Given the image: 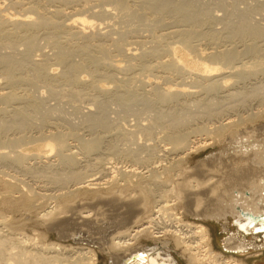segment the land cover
<instances>
[{
	"label": "bare ground",
	"instance_id": "1",
	"mask_svg": "<svg viewBox=\"0 0 264 264\" xmlns=\"http://www.w3.org/2000/svg\"><path fill=\"white\" fill-rule=\"evenodd\" d=\"M48 1L55 0H14L12 2L14 3L13 6H15L18 10H15V13L12 14V17H10V13H8V17H5L2 14V10L0 8V100L2 101V104L4 102L5 105L0 107V140H3L0 141V145L3 144V146L0 147V149L2 148V151L0 150V160L4 163L7 162L9 164H14L16 167L13 166V169H19L26 174L32 175L33 177H35V179L38 178L40 183L36 187H32L30 186V184L27 185L25 183L26 181L24 182L23 180L19 179L15 174H11L8 171H5V169L4 171L0 170L1 173L3 172V174L0 176V187L4 189V195H2V197L0 198V203L3 205V207L9 210H23L27 212L32 211L33 209L38 210V208H42V210L38 213V216L44 222L45 226L43 228L46 227V230L50 232H57L60 239L72 238L78 234L83 235V233L81 232V226L87 227V241L97 243L102 247L106 245L107 248L113 253L114 260L112 264H177V262H175L170 254L172 242L171 240H173L177 246L183 248L184 251L188 253V261L191 264H244L240 260V258L242 259V257H246L249 255H262L264 253V140L262 139V141L257 139L254 130L248 128L247 123L254 121V119L257 117L260 118L264 116V107L260 108L258 106L259 108L256 107L257 111L252 113L250 112V110L255 111L252 110L253 108H249V112H246L245 109V114H249L241 115L240 111L238 113L237 105H233L235 104L234 102L236 100H238L239 103H237L240 106L247 104L248 102L245 103V100L248 97L251 98L252 96L255 97L259 95L257 97L264 98V92H262L264 91V82H262L263 84L261 85L260 82L257 81V84L259 83L260 86H256L255 84L256 87L252 88L250 92H246L245 89L242 91L233 90L232 84H236V81H238L237 79H235L236 81H234V83L230 84L232 86L231 90L229 87H227L226 84V73H229L228 75L232 76V74L234 73L233 71H238L239 73L240 71H242L240 69L237 70L238 67H236V65L234 66L235 61L239 59V57H241L242 53H244V55H246L247 53L249 55L248 58H250L249 60L252 59L254 62H256V64L259 63V66L262 65L261 63L264 64V61H256V59L264 58L262 55V58L260 57V55H256L260 54L258 52L261 50V46L258 45L259 41L260 39L264 38V25H260L254 19L255 17H257L255 16V13L259 8L257 9L256 6L251 5V3L249 2L250 0H215L218 1L216 2V5H219L226 11L225 16H222L226 18L219 19L221 20L223 29L225 30L224 31L220 27L223 30L221 32L217 30L219 28L218 25L217 29L213 28L212 30L208 31L202 30L203 26L213 24L212 21H216L218 20V18L216 17L217 15L212 13L213 11L210 10L211 7L209 6V8L205 4L200 3V0H177L176 2L175 0H133V3H128L125 0H108L109 4L111 3V6L113 5V10H115L113 13L119 15L120 18H123L121 16H124V18L126 17V19H128L129 21L130 18L138 19V15H141L142 17L145 16L146 19L142 18V20H145H143L144 23L140 18L138 19V23L137 21H135L139 25L143 24V28H145V25L148 26V28L149 26L156 27L155 29H157V27L159 26L161 28L164 26L167 27V24H172L170 21H173V23H175L176 21L180 26H182V28H174L175 30L171 31L169 30L170 32L168 33H162L161 30V32L156 31L157 34L161 33L158 34V38H155L157 34L153 35L154 32L153 34H149L151 36H155V39H159V35L162 38L167 35L168 38L171 35L173 37L174 35L179 37V41H176L177 43H180L181 47H172L174 43H170L173 44L171 46L172 50L170 49V53L167 52L169 54L166 55L167 58H165V60L161 61V59L159 58V56L161 57V55L159 53L166 51V44H164L165 51H162V49L160 48L161 46L159 47L158 45H156L157 41L154 38L151 39H154L156 41V43H154L156 46L154 44L153 45L155 47L158 46V51L161 50L162 52H158L157 48L154 49L155 47H149L150 50L149 48H145L148 50H144V48H142L144 51H139V53L132 50L133 52H130L125 56L127 57L126 60L128 61V65L125 66L129 69L133 65L137 66V68L140 67V71H144L143 69H146L150 72L152 69L154 70V68H160L158 70L161 71L162 69L163 73L161 75V78H164L166 82H171L169 80L167 81V78H170L172 76L182 79V81L180 82V79L176 81L177 83L174 82V87L169 86L162 91H157L156 88H153L151 90L148 89L151 92V95H149L153 98L155 97L157 101L153 100L151 97L150 100H153V102L159 101V103L166 105L172 103V106H168L170 109L168 108L169 110L165 111L161 109L162 106H160V104V108H158V104L156 103L157 109L155 107L153 108L155 109V111L152 110L154 111V115L150 116L149 123L146 125L137 124V131H135V129H125V131L123 130L124 128L122 129V126L121 128L119 127L120 125H122V123L119 122L121 123L120 125L118 123V127L115 131L116 138L124 140L129 144L133 143L132 146L135 147L132 148H119L118 145L114 143L115 139L113 142L112 140H107L108 144L105 145L102 143L103 138L99 137L100 134H98L97 137H92L90 140L87 139V141L86 139L79 137L78 142H80V138L82 139L81 141L84 142L80 143V146L77 147L78 150L75 151L74 147H76V145H72L71 142L69 143L67 138L74 136L78 137L75 135L76 133H74V135L72 136L73 131H62L56 125H50L51 129L49 128L50 130H47V134H42L44 133L42 132L39 133V135L37 134V138H35L37 141H46L43 146L47 148V151L44 150L43 154H41V152L27 154L23 153L24 151H22L21 149V151L18 152L16 148H14V150L11 148H13V146L17 142L19 143V141H21L20 144L24 142H22V140H24V137L26 136L24 133L29 128H31L32 124L35 122L33 119L34 117L30 115V111L40 112L42 108L41 106L43 105L41 104V102H43L46 98L42 101L40 100V102L38 100L36 101V96L35 100L32 98V96H34L31 94L32 92L34 94V91H32L33 89L31 90L32 92H29L30 90L26 91V89H28L29 87L28 85V87H23L25 88V90L22 88V86H24L25 84H29L32 87V84L34 82H31V84L29 83L30 81H35V83L36 81L37 83L38 81L44 82V84H49L50 92L53 94L54 85H56V88L59 81V84L61 83V81H64L62 82V84H66V82L68 83L69 88L66 91L70 89V93L62 90L63 93L65 92L66 94H69L67 96H71L70 94L74 91V93H78V95L80 96L82 95V92L85 91L84 89L88 87L86 86V88L83 89L84 91L80 89L85 87L84 84L86 85V83H88L85 82L86 80H84L82 77H79L80 75H77L78 72L82 71V69H87V74L89 73L88 75L91 74V76H104L103 78H101L102 80L105 79L106 82L108 78L109 80L111 79L110 81L112 82L115 80L116 70H126V68H121L120 64L118 65V63H115V61L108 60L109 57L105 56L108 52L109 46H105L103 43L105 42V40L102 42V39L104 36H106V34L108 35V33H101L102 30L100 32V28L99 30L97 29V31L93 30L95 28H98L97 25H99L95 22V20L100 21L99 19H102L105 16L106 18L109 16V18H111L112 13L109 12L110 9H108V6L107 9H103L102 7V10L100 9V11H97V13L93 8L95 6H99L97 5L99 2L94 5L93 8H91V0H80V3L77 2L79 0H63L67 2L75 1L79 6V8H76L78 6H76L77 4H75L74 2L75 6L73 7V10L71 9L72 11H66L64 7H57L58 5L53 6L54 8H52V4L50 5V2L48 3ZM63 1H61V3ZM260 1L261 0H259V2ZM105 2H103V4H105ZM262 2L263 1H261L259 5H262ZM12 3L10 4V6L12 5ZM47 3L51 6L52 9L48 8ZM239 3H242L243 5H245V7H240ZM104 8H106V6ZM91 9H93L94 11ZM3 10L5 9L3 8ZM253 14L255 16L254 18ZM60 16L61 18L59 21L58 17ZM63 16L67 17L69 22L61 24V19ZM96 16H98L99 19H97ZM67 18L64 19L67 20ZM65 20L63 21L65 22ZM118 20L122 22L121 19ZM130 22H132V20ZM125 23L128 24V22ZM137 24L135 26H137ZM183 26L186 27L183 28ZM47 29L48 31H50L47 32ZM116 29L117 28H115V30ZM131 29L134 28L131 27ZM44 30L46 33H44ZM112 31L110 32L109 30L110 33H112ZM125 32V30H122L120 32L121 36L118 35L119 32L118 34L116 32L118 36L114 37V42H112L113 38L110 37L112 39L111 43H115L118 45V43H116V38L120 37V39L123 40L124 38L122 37ZM113 33L115 34L114 31ZM98 35H101V37L103 36L102 39H98ZM126 35H128L127 32ZM196 35H204V37L207 38L205 40H208L209 44H215L216 46L218 43L217 40L222 36L226 37L225 39H227L228 41H232L233 38H238L241 39V42H244H242L243 48L240 49L241 51L237 50L239 48L235 49V46L233 48L224 49L222 47L221 49H219V46H217L219 48H217L216 46H213L212 48H203L202 44H193L192 40H194L193 38H197ZM40 37H44V40H46L48 44L53 43V47H56H54L56 49L54 53L51 54L55 59V64L62 67V70L58 71V73L50 70V68L48 69V66L46 67L45 61L47 60H45L44 56L42 57L44 59L41 58L42 62L44 60L43 63H41V61L37 62L35 60L38 64H34L35 67L33 66L34 68H32L33 72H29L32 71L30 69L31 67L27 66H30V64H24V62H28L24 58H28L34 49L40 47V45H38V40ZM108 37L107 39H104L108 40ZM58 38H60L62 41H59L60 39ZM110 38L109 40H111ZM165 39L166 37L162 40ZM173 39L177 38H172V40ZM201 39H195L196 42L194 41V43H197L198 40L201 42ZM141 41L138 42L140 43ZM119 42L120 44L118 47L120 48L118 49V51L120 52V50H122L121 48L123 47V43L121 44V41ZM105 43L107 44L108 42ZM131 43L133 42L131 41ZM163 43H165V41H162V44ZM208 43L206 44V46L208 45ZM19 45H22L24 47L23 51L21 50L22 53H17L19 51L16 52L15 50H18ZM110 45L111 47L114 46L112 44ZM120 45H122V47ZM136 45L138 46V44ZM229 46L231 45L229 44ZM118 47H115V49ZM168 47L166 46L167 49ZM1 49H11L13 51L15 50L16 53L14 52V55L18 54V57L16 55L13 56V53L11 55L5 54L7 51L5 50L6 52L4 53L2 52L3 50L1 51ZM95 52L99 53L98 55L101 54L103 57H100L101 55L98 57ZM109 53L108 56H110ZM165 53H163V55H165ZM178 53L181 54L179 55ZM19 54H21L22 57ZM77 54L82 55V61H74V56ZM156 54L159 58V62H155L156 64H152L153 62L148 63L147 58L151 59V57L153 58L154 56V58L156 59ZM244 55L242 54V56ZM104 56L108 59H105ZM48 58L50 59L51 56ZM140 58L145 59L139 60ZM136 60L138 61L137 63H135ZM132 61H134L135 64ZM245 62H243V66H248V64L250 65L249 61L248 64ZM26 67H28L27 69L29 70H27ZM133 67L132 69H134ZM250 67H248L249 69L245 67L247 70H249L248 73H246L245 69L242 67L244 69L243 72L246 74L250 73V75L252 74L256 77V67L254 68L255 70H252L254 66L251 67V70ZM260 69L262 70V68ZM85 70H83L82 73ZM135 72V74L138 73L136 69ZM239 75L237 76L238 78L240 77ZM91 76H89V78ZM132 76L135 78L136 75L134 76L133 74ZM187 76L192 79V81H190L191 84L188 81V83H185V79L187 78ZM244 76L242 75L241 77ZM130 77L127 75L128 79H126V81H128ZM86 79L87 81H89L88 78ZM93 79H91V81ZM130 79L132 80V78ZM241 79H239V81H243ZM56 81L58 82L56 83ZM91 81H89V86L92 85L90 86L91 88L94 86L97 87V89H100L98 85H94L95 83H98L97 81H93L95 82L94 84H91ZM144 83L146 85V82ZM76 84H82L79 85V92L80 90L82 91L80 92V94L79 92L73 90L75 87L71 86H75ZM122 85H125V83ZM122 85L120 86L123 87ZM120 86H118V88H120ZM133 86L134 85H132V88L130 86L128 87L133 90L135 89L133 88ZM154 86L156 87V84ZM46 87L45 88L48 89L47 91L49 92L48 85ZM61 87L63 89L64 85ZM94 87L92 89H94ZM118 88L116 89L118 90ZM123 88H125V86ZM104 90H107V88ZM132 90L127 89V91H124L127 93L121 91V94L119 92L118 96H115L116 98L118 97V100L115 98L117 103L120 101L122 103H126L127 100L131 102V100H129L130 96H127L133 95V93L130 92L128 94V91ZM38 91H40V89ZM57 91L58 90H56V92ZM217 91L223 92L222 96L220 95L221 93L218 94V96H220V100L217 99V94L215 95L212 93H218ZM99 92L101 93L103 92V90L101 91L100 89ZM103 93H106V91ZM145 93L147 92L145 91ZM122 94H127V96ZM72 95L75 96L73 93ZM108 95H110V93ZM57 96L58 95H56V98H58ZM133 96H137V94ZM81 97L83 98V96ZM141 97H139V99ZM136 98H138V96ZM136 98L134 100L132 98L134 104L135 100H139ZM95 99L98 100V97L91 99V104L97 105V102L96 104L92 102L93 100L96 101ZM226 99H228L227 101H229V103L230 101L232 102L230 103L232 104L231 106L229 105V103V106L221 104V100L225 101ZM227 101L223 103L226 104ZM262 101H264V99H262ZM106 102L109 101L107 100ZM62 104L64 105V103ZM130 104H128L127 102V105L130 106ZM146 104H148L149 107V104L151 103ZM105 105L106 104H104V106ZM131 105H133V103ZM145 105L143 107H145ZM151 105L150 107H153ZM49 106H47V108ZM99 106H102V104H99ZM114 106L116 105L114 104ZM68 108H70V106ZM98 108H96V110ZM100 108L102 109V107ZM104 108L102 109L103 111L101 110L103 113H95L93 111H86L88 112L86 113L83 110L86 114L83 121L86 124H83H85L86 126L88 125L89 129L91 128L92 130H95V128L97 127H101L105 133L106 131L110 130L105 116L106 114L103 115L104 113H106V110L104 111ZM127 108L124 107V109ZM244 108H246V106ZM43 109L45 110V106L43 107ZM235 109L237 110V113L235 112ZM56 110L61 109L56 108ZM56 110L49 111L50 113L56 112V114H58ZM135 110L138 111L139 109L136 108ZM74 111L77 110L74 109ZM119 111H116L114 114L116 115V113H119ZM142 111L144 110L142 109ZM148 111L149 114H151V110L149 109ZM148 111L146 112L147 114ZM244 111L241 110L242 113ZM44 112L45 111L42 112L43 115H46L47 111L46 114H44ZM109 112L112 113V111ZM137 113L139 115V112ZM142 113L144 114V112H141V115ZM66 114L68 113H65L64 115ZM35 115L36 114H34L33 116ZM50 115L47 114L46 117L49 116L50 118ZM125 115L126 114H124V116ZM233 115L234 117L235 115L238 116H236L237 118H233ZM39 116L42 115H40L39 113ZM74 116L75 115H73L72 117ZM132 116L134 115L132 114ZM147 116L149 117V115ZM38 117H36L35 119H37ZM40 118H43L44 120L42 121H45V123L47 122L48 118H45L43 116ZM40 118H38V120ZM42 121H40L39 123H41ZM56 121H58V119ZM118 121H116V123ZM71 122L72 121H70V123ZM114 122L115 121H113L112 123ZM156 129L162 131L160 133H162L163 135L161 134L162 136L160 135V138L163 137L164 140H167V144H165V146H162V149L158 150L156 147L157 145L153 146V144L144 146L143 143V146L141 147L138 146L140 143L136 145L137 143L135 140V135H137V132H140L145 137L150 136V139L152 138L153 141V133ZM12 130L14 132L17 131V133H15L17 134L15 138H9L7 135V133ZM151 135L153 137H151ZM160 138L158 140H160ZM26 139H28L27 136ZM163 139L161 140L162 142L164 141ZM102 144L104 145V147ZM214 144H219L222 146L218 154H214L212 156L210 155V157L200 161V163L191 170L183 171V167L179 166L182 163L181 161H183L184 158L190 153L198 150L201 147H207ZM3 148L9 149L3 151ZM102 148L106 150L107 154L110 156L113 155L114 157L119 156L121 158H125L126 160H129V162L138 163L137 165L139 166L134 167L136 163L128 166L125 165L124 168L117 165L108 166V164L111 163L108 161L110 158L108 159L103 157V155L101 154ZM142 149L143 153L145 152L143 155L141 154ZM161 151L162 155L160 154ZM48 152L49 155L50 153H54V160L49 158V155L47 154ZM44 153L47 155H45ZM92 154H96V156H93L94 158L90 159L89 156ZM79 155H81V157L83 158L89 157L88 159L91 161L86 158L88 161L85 159V163L82 164L84 159L79 157ZM43 156L46 158L45 160L42 159L44 158ZM27 157H31V159H34L35 162L30 163L25 161V159H28ZM51 158H53L52 155ZM117 158L118 157H116V159ZM162 161L166 163L163 164ZM141 167H143V169H140ZM144 169H146V171H144ZM147 172L151 173L145 175ZM97 173H99V175L101 173L100 177L103 175L109 176L110 178L108 177L109 179H101L102 177H94ZM114 173H117V176L116 174L114 175ZM110 179H116L117 182L125 181L126 183L118 184V186L113 187L112 190L108 191V193L105 195L102 193H94L95 199L93 201H83V199L80 198L82 195L88 193L89 191L94 192L93 190L102 188L101 186H104V184L107 185V183L111 181ZM242 180L246 181L245 187H243V183H240ZM17 193L19 194L17 195ZM104 207H106V209H104ZM174 207L182 208L183 210L181 213H188L193 217L199 219L201 222L195 224L191 222H184L182 220V217L180 216L181 213L178 214L175 211H172ZM106 210L111 212L110 214L113 216V218H116L111 223V226L102 225L101 223L102 216L107 215L104 212ZM215 223L220 224L222 229L227 232V235L223 238L221 243L222 251H216L214 249L212 245V233L210 231V228H208V226L206 225H215ZM85 227L84 229L86 230ZM16 231V229H13L8 217H6L5 215H0V264H97V255L91 248H78L77 250L70 252L71 250L69 251L67 247L65 248L64 245V247H62L57 242H39L37 240L38 238H34L35 236L30 237L22 231ZM93 231L95 234H102V236L98 239H93V234L91 235ZM147 235H150L152 239H154L156 245L152 248L137 246L140 244V238ZM106 237H109V240H106ZM91 239L95 241H92ZM137 254H143L144 257L137 256Z\"/></svg>",
	"mask_w": 264,
	"mask_h": 264
},
{
	"label": "rangeland",
	"instance_id": "2",
	"mask_svg": "<svg viewBox=\"0 0 264 264\" xmlns=\"http://www.w3.org/2000/svg\"><path fill=\"white\" fill-rule=\"evenodd\" d=\"M10 1H11V3L14 1V0H0V8H1V10H2V14L5 16V17H8L9 15H10V17H12L13 15V13H15V10H18L15 6H13L14 5V3H12V5L11 6H13V7H11L10 6ZM56 1V2H55ZM55 1H48V3L52 6V8H54L53 6H57V7H60L61 6V8H63L64 7V9H66V11H72L73 10V7L75 6L74 5V2L75 1H73V2H67V1H63V0H55ZM61 1H63L62 3H61ZM82 1V0H81ZM80 0L79 1H77L78 3H80L81 2ZM92 2L94 1V0H91ZM100 1H102V2H100ZM106 1V2H105ZM105 1H103V0H96V1H94L93 2V5H92V2H91V8H93L94 7V5H96L98 2L100 3H98L97 5H99V6H95L93 9H95V11L97 12V11H100V9L102 10V7H103V9H107V6H108V9H110V13H112V15H111V18H109V17H107L106 18V16L104 17V18H100L99 19V17L98 16H96L97 17V19H99L100 21H97V20H95V22L96 23H98L99 25H97V27L98 28H95V29H93V30H95V31H97V29L99 30V28H100V32H101V30H102V32L101 33H103V32H106V33H108V35L106 34V36H102L103 37V39H102V37H101V35H98V39L99 38H101L102 39V42L105 40V42H108L107 44L105 43V42H103L104 43V45L105 46H109L108 47V52L106 53V57H109V59L108 58H105V56H104V58L105 59H108V60H113V61H115V63H118V65L120 64L121 65V68L123 67V68H126V70L125 69H118V71L116 70L115 71V80L112 82V81H110L109 80V78H108V80H107V82H106V80L105 79H103L102 80V78L104 77V76H100V75H92V76H94V77H92L91 76V74L90 75H88L87 74V69L85 70V69H82V71L83 70H85L83 73H82V71H80V72H78V76L79 77H82L84 80H86L85 82H88V83H86V85L84 84V86L85 87H83V88H80V86L79 85H82V84H76L75 86H73V85H71L72 87H75L73 90H75V91H77V92H79V88L81 89V90H83L84 88H86V86H88L89 87V89H88V87L86 88V89H84L83 91L84 92H82L81 90H80V92H82V95H78V93H74V91L72 92L75 96H73L72 95V93L70 94L71 96H72V98H71V96H67V95H69V94H66L65 92H67V93H70V89L68 90V91H66L68 88H69V85H68V83L66 82V84L68 85V87H67V85L65 84V83H63L62 84V82H64V81H61V83L59 84V82L58 81H56V83H57V87L55 88V86L56 85H54V88H53V94L50 92V87H49V84H47V83H45L44 84V82H39L38 81V83H37V81H36V83H35V81H28L29 83H31V82H34L33 84H32V87H31V85H29V84H22V85H24V86H22V88L23 87H28V89H26V91L28 90H30L29 92H32V91H34V94H33V92L31 93L32 95H34V96H32V98L35 100L36 98V101L38 100L39 102H40V100L42 101V100H44L45 98V103H44V101L43 102H41V104H43L40 108H41V111L40 112H35V111H30L31 112V116L32 117H34L33 119H34V123L32 124V126H31V128H29L24 134L28 137V139H26V136L24 137V140H22V142L23 143H21L20 144V142L21 141H19V145L17 146L16 144L13 146V148H11V149H13L14 150V148H16L17 150H18V152L19 151H24L23 153H27V154H34V153H40L41 152V154H43V151L44 150H46L47 151V148L46 147H44L43 145L45 144V142L46 141H37L35 138H37V134L39 135V133H42V132H44V133H42V134H47L48 133V131L51 129V126H54V125H56L58 128H60V130H64V131H66L67 130V132L68 131H73V134H72V136L74 135V133H76L75 135L76 136H78V137H68L67 138V140H68V142L70 143L71 142V144L72 145H76V147H74V150L76 151V150H78V148L77 147H79L80 146V143H82V142H84V141H81L82 139L81 138H83V139H86V141H87V139H91L92 137H97L98 136V134H100L99 135V137H102L103 138V141H102V143L103 144H108V141L110 140H112V142L114 141V139H115V141H114V143L116 144V145H118V147L119 148H132V147H135V146H132L133 145V143L131 144H129V143H127L126 141H124V140H120V139H118V138H116V133H115V131H116V128L118 127V123L119 122H121L122 123V125H120L121 123H119V127L121 128V126H122V129L123 130H127V129H132V130H134L135 129V131H137V129H138V127L136 126L137 124H144V125H146V124H148L149 123V119H150V116H152V115H154V111H155V109H153L154 107L156 108L157 106H158V108H160V106H162L161 107V109L162 110H165V111H168L170 108L169 107H171L172 106V103H169V104H161V103H159V101L158 102H153V100H156L155 99V97L153 98L152 96H150L151 95V92L148 90V89H153V88H156L157 89V91H162V90H164V89H166L167 87H169V86H173L174 87V85H175V83H177L176 81H178L179 79V82L180 81H182V79L181 78H176L175 76H172L173 77V80H172V77H170V78H167V81L169 80V81H171V82H166V80L164 79V78H161V75L163 74L162 73V69H161V71L160 70H158V69H160V68H154V70L152 69L150 72L149 71H147L146 69H143L144 71H140V67H138L137 68V66H135V65H133L132 67L134 68V69H132V67H130V69L129 68H127L125 65H128V61L126 60L127 59V57H125L126 55H128V53H130V52H133V51H136V52H138L139 53V51H144V50H148V49H145V48H151V47H155L156 45H158L161 49H162V51L164 50V44H166L165 45V52L167 53V52H171V46L173 45V44H170V43H174V45L172 46V47H174V46H180V43L178 42L177 43V41L176 40H178L179 41V37L178 36H175L174 35V37L171 35L169 38H168V35L167 36H164L163 38H165L166 37V39L165 40H162L163 38L162 37H160V35H159V39H155V38H158V34H161V33H158L157 34V32L156 31H158V32H161L162 31V33H164V32H166V33H168V32H170L171 30H175V29H177V28H182V26H180L179 25V23H177L176 21H175V23H176V26H175V23H173V21H170L169 23L171 24V25H169V24H167V27L166 26H164V27H157V29H155L156 27H153V26H149V28H150V31H149V28H148V26H146L145 25V28H143L144 27V25L143 24H137L138 22H139V18L141 19V21L143 22V20L144 19H146V17L145 16H141V15H138L139 16V18L137 19H131L130 18V20L128 21V19H126V17L124 18V16H121V17H123V18H120L119 17V15H116V14H114L113 12L115 11V10H113V5L111 6V3L109 4V1L108 0H105ZM108 1V2H107ZM125 1H127L128 3H133L134 1H136V0H125ZM137 1H139V0H137ZM172 1H174V0H172ZM177 0H175V2H176ZM178 1H181V0H178ZM198 1V0H197ZM204 1V2H203ZM211 0H202V2H201V0L199 1L200 3H202V4H205L206 6H210L209 8H210V10H212V11H210V12H212V13H214V14H216L217 16V18H218V20L219 19H224V18H226V17H222L223 15L225 16V13H226V11H225V9H223L222 7H220L219 5H216V2H218V1H215V0H212L211 2H210ZM230 1V0H229ZM228 1V2H229ZM252 1V2H251ZM261 1H263L264 2V0H261ZM261 1L259 2V0H250L249 2L251 3V5H254V6H256L257 7V9L259 8H261L260 9V11H259V9H258V11H256V13H255V16H257V17H255L254 16V14H253V18L256 20V22H258L260 25H264V12H263V10H264V3L262 2V5L260 4L259 5V3H261ZM52 2V3H51ZM54 2V3H53ZM77 2H75V4H77ZM103 2H105V4H103ZM213 2H214V4H213ZM47 3V6H48V8H50V9H52L51 8V6L49 5ZM108 3V4H107ZM73 4V5H72ZM213 4V5H212ZM110 5V6H109ZM50 6V7H49ZM71 7V8H69V7ZM76 6H78V4L76 5ZM101 6V7H100ZM106 6V8H104ZM239 6L240 7H245V5H243L242 3H239ZM263 6V7H262ZM5 9V10H3V8ZM67 7V8H66ZM99 7V8H98ZM207 7V8H208ZM212 7H213V9H212ZM215 7V8H214ZM14 8H16V9H14ZM69 8V9H68ZM76 8H79V6L78 7H76ZM68 9V10H67ZM72 9V10H71ZM93 9H91V10H93ZM97 9V10H96ZM217 9V10H216ZM215 10V11H214ZM262 10V11H261ZM94 11V10H93ZM254 11V12H255ZM8 13H10L9 15H8ZM98 13V12H97ZM222 13V14H221ZM87 14H89V13H87ZM116 15V16H115ZM218 15H219V17H218ZM226 16H227V14H226ZM100 17H103V16H100ZM59 19V21H60V18H61V16L60 17H58ZM67 18V17H62V19H61V24L62 23H67V22H69V20H68V18H67V20H65V19ZM113 18V19H112ZM142 18H144L143 20H142ZM256 18H260V19H256ZM118 19H121V21L123 22H120V20H118ZM124 19V20H123ZM126 19V20H125ZM56 20H57V17H56ZM63 20H65V22L63 21ZM102 20V21H101ZM110 20V21H109ZM115 21V23H114V21ZM118 20V21H117ZM132 20V22H130ZM213 20L212 22H213V24H208V25H206V26H203V29L202 30H204V31H208V30H212L213 28L215 29H217L218 28V26H219V28L217 29V30H219V31H223L224 29H223V24L221 23V20ZM261 22H260V21ZM63 21V22H62ZM112 21V22H111ZM135 21H137V23L135 22ZM145 21V20H144ZM103 24H102V23ZM106 22H108V23H106ZM109 22H111V23H109ZM118 22H119V24H118ZM125 22H128V24L127 23H125ZM220 22V23H219ZM112 23H113V25H112ZM131 23V24H130ZM133 23V24H132ZM141 23V22H140ZM144 23V22H143ZM210 23V22H209ZM217 23V24H216ZM111 26H110V25ZM137 24V26H135ZM123 25V26H122ZM127 25V26H126ZM130 25V26H129ZM173 25V26H172ZM213 25H215V26H213ZM218 25V26H217ZM106 26V27H105ZM113 26V27H112ZM116 26H118V27H116ZM120 26V27H119ZM125 26V27H124ZM136 28H135V27ZM210 26H212V27H210ZM105 27V28H104ZM110 27V28H109ZM131 27L132 28H134V29H131ZM140 27H141V29H140ZM147 27V28H146ZM153 27V28H152ZM172 27V28H171ZM186 27V26H185ZM184 26H183V28H185ZM223 29H221V28ZM112 28H113V31L115 32V34L113 33V31H112ZM115 28H117L116 30H115ZM171 28V29H170ZM175 28V29H174ZM107 29V30H106ZM119 29V30H118ZM127 29V30H126ZM144 29V30H143ZM207 29V30H206ZM221 29V30H220ZM109 30H110V32L112 31V33H110L109 32ZM118 30V31H117ZM122 30H125L126 32H127V34L128 35H126V32L123 34V37L122 38H124L123 40H124V42H123V40L122 39H120V37H118V38H116V43H118V45L117 44H115V43H111V41H112V39L110 38V37H112L113 38V41L112 42H114L115 40H114V37H117L118 35L119 36H121L120 35V32L122 31ZM147 30V31H146ZM161 30V31H160ZM170 30V31H169ZM47 32H49L48 31V29L46 30ZM90 31V30H89ZM143 31V32H142ZM225 31V30H224ZM116 32H117V34H118V32H119V34L117 35L116 34ZM153 32H154V34H153ZM44 33H46L45 32V30H44ZM43 33V34H44ZM110 33V34H109ZM135 33V34H134ZM148 33V34H147ZM153 34V35H156V37L155 36H151V35H149V34ZM116 35V36H115ZM132 35V36H131ZM140 35V36H139ZM143 35V36H142ZM145 35V36H144ZM42 36V35H41ZM109 36V37H108ZM136 36V37H135ZM197 36V35H196ZM195 36V37H196ZM107 37H108V40H106L107 39ZM125 37H126V39H125ZM128 37V38H127ZM155 37V38H154ZM200 37V38H199ZM202 37H204V35H198L197 36V38L198 39H201ZM222 37H223V39H222ZM222 37H220L221 38V40H220V38L217 40L218 41V43H220V44H218L217 43V46H219V47H217L215 44H209L208 42V40H205V39H207L206 37H204V38H202L201 39V42L198 40L197 41V43H194V41L196 42V40L195 39H197V38H193L194 40H192V42H193V44H196V45H199V44H202V47L203 48H212L213 46L215 47H217V48H219V49H221V47L224 49V48H233L234 46V48L235 49H237V48H239V49H237L238 51L240 50V49H242L243 47V43L241 42V39H238V38H233L232 39V41L230 40V41H228L227 39H225L226 37H224V36H222ZM104 38H106V39H104ZM109 38L111 39V40H109ZM133 38V39H132ZM139 38V39H138ZM151 38H154L156 41H157V43H156V41L154 40V39H151ZM161 38V39H160ZM172 38H177V39H173L172 40ZM45 38L44 37H40L39 38V40H38V45H40V47H37L36 49H34V50H36V51H32V53L30 54V56L28 57V58H24L26 61H28V62H24V64L25 63H27V64H30V66L29 65H27V64H25V65H27L28 67H31L30 69L32 70V71H29V72H33V69L32 68H34L35 67V65L34 64H36L38 61L40 62L41 61V63H43L44 62V60H43V62H42V59H44L45 58V60H47V61H45V63H46V67L48 66V69L50 68V70H53L55 73H58V71H61L62 69V67H60L59 65H56L55 63V59H54V57L52 56V54L54 53V51L56 50L54 47H53V43L51 44V43H47L46 42V40H44ZM58 39H60V38H58ZM64 39V38H63ZM100 39V40H101ZM118 39V40H117ZM149 39H151V40H149ZM168 39H170V40H168ZM127 40H128V42H127ZM134 40V41H133ZM137 40V41H136ZM143 42H142V41ZM155 42H154V41ZM161 40V41H160ZM220 40V41H219ZM222 40H224V41H222ZM234 40V41H233ZM264 38L263 39H260V41H259V46H261L260 47V51L258 52V53H260V54H256L257 56H259L260 55V57L262 58V56L264 57ZM59 41H62L61 39L59 40ZM64 41V40H63ZM109 41H110V43H109ZM119 41H121V44L123 43V47H122V45H120L122 48V50H120V52L118 51V49L120 48V47H118L119 46V44H120V42ZM131 41L133 42V43H131ZM138 41H141L140 43L138 42ZM162 41L164 42L165 41V43H163L162 44ZM166 41H167V43H166ZM169 41V42H168ZM100 42V41H99ZM135 42V43H134ZM153 42V43H152ZM200 42V43H199ZM204 42H206V43H204ZM231 45V46H229V44ZM231 42V43H230ZM234 42H235V44L237 45H235L234 44ZM261 42H262V45H261ZM127 43V44H126ZM129 43H130V45H129ZM152 43V44H151ZM154 43H156V45L154 44ZM208 43V45L206 46V44ZM223 43V44H222ZM224 43H226V44H224ZM110 44H112V45H114L115 47H118V48H116L115 49V47L114 46H112L111 47V45ZM136 44H138V46L136 45ZM142 44V45H141ZM146 44V45H145ZM147 44H149V45H147ZM155 46H154V45ZM160 44V45H159ZM163 46H162V45ZM179 44V45H178ZM233 44V45H232ZM238 44H240V45H238ZM52 45V46H51ZM153 45V46H152ZM223 45H224V47H223ZM20 46V45H19ZM19 46H18V50L17 49H15L16 50V52L17 51H19V52H17V53H20L21 52V50L23 51V46L21 45L20 46V48H19ZM47 46H49V47H47ZM143 46V47H142ZM157 46V47H158ZM166 46L168 47V49L166 48ZM204 46H206V47H204ZM211 46V47H210ZM43 47V48H42ZM52 48V51H51V48ZM134 49H133V48ZM157 47H155L154 49H156ZM163 47V48H162ZM181 47V46H180ZM17 48V47H16ZM40 48H42V49H40ZM110 48V49H109ZM113 48V49H112ZM142 48H144V50L142 49ZM150 48H149V50H150ZM152 48V49H153ZM159 48V49H160ZM50 49V50H49ZM112 49V50H111ZM171 49V50H170ZM262 49H263V51H262ZM3 49H1V51H2ZM7 52H6V51ZM5 50H3L2 52H6L5 54H9V55H11L12 53V55L13 56H17L18 57V54H15L14 55V52H15V50L13 51V50H9V49H5ZM125 50V51H124ZM133 50V51H132ZM208 50H211V49H208ZM48 51H49V54H50V56H51V58L49 59L48 57H50L49 56V54H48ZM115 53H114V52ZM117 51H118V54H117ZM156 51V50H155ZM157 51H158V48H157ZM156 51V52H157ZM159 51H161V50H159ZM158 51V52H159ZM161 51V52H162ZM241 51V50H240ZM10 52V53H9ZM15 52V53H16ZM40 52H42V53H40ZM110 52V53H109ZM165 52H162V53H159L160 55H161V57L159 56V58L161 59V61H163V60H165V58H167V56L166 55H168L169 53H165ZM22 53V52H21ZM52 53V54H51ZM96 53V55L99 57L100 55H98L99 53H97V52H95ZM108 53H109V55L111 56H108ZM114 55H113V54ZM127 53V54H126ZM163 53H165V55H163ZM39 54H40V56H39ZM45 54V55H44ZM158 54V53H157ZM157 54L155 55L156 57H157ZM158 54V55H159ZM179 55L181 54V53H178ZM243 55H244V53H242ZM242 54H241V57H239V59H237L238 61H239V63H238V61L236 60L235 61V64H234V66L236 65V67H238V69L237 70H242V71H240V73L238 72V71H233L234 73L232 74V76H229L228 74L229 73H226L227 74V76H226V84H227V87H229L230 88V90L232 89V86H233V90H235V91H242V90H244L245 89V91L246 92H250L251 91V89L252 88H254V87H256V86H260V84L262 85L263 83L262 82H264V73H263V63H261L262 65H260V66H262V67H260L259 66V63H257L256 64V62H254L252 59L251 60H249L250 58H248L249 57V55L246 53V55H244V56H242ZM19 55H21V54H19ZM80 54H77V55H75L74 56V61H82L81 59H83V57H82V55H80ZM121 55V56H120ZM262 55V56H261ZM44 56V58H42ZM21 57H22V55H21ZM21 57H19V58H21ZM82 57V58H81ZM100 57H103L102 55L100 56ZM113 57H114V59H113ZM244 57H246V58H244ZM35 58V59H34ZM42 58V59H41ZM47 58V59H46ZM78 58H79V60H78ZM159 58L157 57L156 59L154 58V56H153V58L151 57V59H149V58H147V61H148V63H151V62H153L152 64H156L157 63V61L159 62ZM34 59V60H33ZM48 59H49V61H48ZM125 59V60H124ZM141 59H145V58H140L139 60H141ZM24 60V61H25ZM34 62H33V61ZM37 62H36V61ZM150 61V62H149ZM241 61H242V63H241ZM246 61V62H245ZM250 62V65H251V67H253V69L250 67V65L248 64L249 62ZM256 61H264V58H262V59H256ZM133 63H134V61H132ZM138 61L136 60L135 61V63H137ZM156 62V63H155ZM243 62H245V63H247L248 64V66L247 65H245V66H243L242 64H243ZM47 63H48V65H47ZM134 63V64H135ZM253 63V64H252ZM38 64V63H37ZM52 64V65H51ZM130 64V63H129ZM239 64H241V65H239ZM34 66V67H33ZM56 66V67H55ZM59 66V67H58ZM125 66V67H124ZM245 69V72L246 73H248V71L249 70H247V69H249L248 67H250V70L252 69V70H255L254 68L256 67V73H257V75H256V77L255 76H253L252 74L250 75V73L249 74H246V73H244L243 71H244V69L242 68V67ZM28 67H26V69L28 68ZM136 67V68H135ZM247 69H246V68ZM259 68V69H258ZM260 68H262V70L260 69ZM135 69H136V71L138 72L137 74H135L136 72H135ZM156 69H157V71H156ZM27 70H29V69H27ZM130 70V71H129ZM141 70H142V68H141ZM258 70H259V72H258ZM262 72H261V71ZM123 71V72H122ZM129 71V72H128ZM140 71V72H139ZM118 72V73H117ZM131 72V73H130ZM142 72V73H141ZM157 72V73H156ZM81 73V74H80ZM122 73V74H121ZM125 73V74H124ZM127 73V74H126ZM130 73V74H129ZM142 75H141V74ZM150 75H149V74ZM160 77H158L156 74ZM237 73V74H236ZM240 75H239V74ZM263 74V75H261V74ZM134 74V76H135V78L132 76ZM144 74V75H143ZM152 74V75H151ZM234 74H235V76H234ZM246 74V75H245ZM123 75H125V76H123ZM127 75L130 77V78H132V80L129 78V80L128 81H126V79H128L127 78ZM146 75V76H145ZM154 75H155V77H154ZM230 75H231V73H230ZM240 76L239 78L237 77V76ZM244 76V77H241V76ZM249 75V76H248ZM89 76H91L90 78H89ZM100 76V77H99ZM122 76H123V78H122ZM139 78H138V77ZM143 76V77H142ZM144 76H145V78H144ZM251 76V77H250ZM259 76V77H258ZM102 77V78H101ZM106 77V76H105ZM250 77V78H249ZM253 77V78H252ZM86 78H88V80L89 81H91V79H93L92 81H91V84H94L95 82H93V81H97L98 83H95L94 85H98V87H100V89H101V91L103 90V92H105L106 91V93H103V92H99L100 91V89H97V87H94V89H92L90 86H92V85H90L89 86V81H87V79ZM98 78V79H97ZM101 80H100V79ZM135 80H134V79ZM141 78V79H140ZM187 78H188V80H187ZM187 78L185 79V83L188 81L190 84H191V82L190 81H192V79L191 78H189L188 76H187ZM242 78V79H241ZM244 78V79H243ZM107 79V78H106ZM119 79H121V80H119ZM125 79V80H124ZM165 81H164V80ZM235 79H237L238 81H239V79H241V80H243V81H236ZM246 79V80H245ZM99 80V81H98ZM120 82H119V81ZM162 81V82H161ZM234 81H236V84L234 83ZM257 81H259L260 82V84L258 83L257 84ZM27 82V83H28ZM116 82V83H115ZM125 83V85H122V84H124ZM129 84H128V83ZM137 83V84H135V83ZM142 84H141V83ZM144 82H146V85H145V83ZM165 82V83H164ZM175 82V83H174ZM184 82V81H183ZM187 82V83H188ZM26 83V82H25ZM43 83V84H42ZM114 83V84H113ZM134 83V84H133ZM231 83H234V85L232 84V86L230 85ZM254 83V84H253ZM35 84V85H34ZM42 85V86H40V85ZM54 84V83H53ZM62 84V85H61ZM127 84V85H126ZM156 84V87L154 86ZM240 86H239V85ZM242 84V85H241ZM255 84H256V86H255ZM28 85V86H27ZM44 85H45V87L48 85V88H49V92L47 91L48 89H46L45 87H44ZM64 85V88L62 89V87L61 86H63ZM65 85H66V87H65ZM117 85V86H116ZM120 85H122L123 87L125 86V88H123V87H121ZM132 85H134V86H136V87H134L133 86V88H135V89H131L132 88ZM139 85H140V87H139ZM157 85H158V87H157ZM162 85V86H161ZM235 85H237V86H235ZM58 86H60V87H58ZM70 86V87H71ZM113 86H114V88H113ZM118 86H120V88H118ZM128 86H130V87H128ZM145 86V87H144ZM153 86V87H152ZM160 86V87H159ZM242 86V87H241ZM34 87V88H33ZM77 87H78V90H77ZM142 87V88H141ZM152 87V88H151ZM245 87V88H244ZM59 88V89H58ZM102 88H104V89H106L107 88V90H104V89H102ZM112 88V89H111ZM116 88H118V90L116 89ZM129 89V90H132V91H128V94H129V92L130 93H133V95H136L137 94V96H138V98H136L137 96H131V95H128L127 96V94H122V95H125V96H127V97H129V100H131V102L130 101H126V103H122L120 100V102H118L117 103V101L115 100V96H118V93L120 92V94L122 93V92H124V91H127V89ZM140 88V89H139ZM234 88H237V89H234ZM24 90H25V88H23ZM33 89V90H32ZM40 89V91H38ZM71 89V90H72ZM91 89V90H90ZM95 89H96V91H95ZM115 89V90H114ZM139 89V90H138ZM32 90V91H31ZM47 92H46V91ZM56 90H58L57 92H59V93H57L56 92ZM60 90H61V92H60ZM62 90H65V92L63 93L62 92ZM97 90H99V91H97ZM110 92H109V91ZM113 90V91H112ZM135 90V91H134ZM144 90V91H143ZM148 90V91H147ZM155 90V89H154ZM232 90V91H233ZM88 91H89V93H88ZM95 91V92H94ZM114 91H116V92H114ZM122 91V92H121ZM145 91L147 92V93H145ZM245 91H243V92H245ZM80 92H79V94H80ZM87 92V93H86ZM99 92V93H98ZM139 92V93H138ZM218 93H214V92H212L213 94H217L216 96H217V99H219L220 100V96H218V94L219 93H221L220 95L222 96L223 95V92L221 91V92H219V91H217ZM262 92H264V91H262ZM95 93V94H94ZM110 93V95H108ZM124 93H127V92H124ZM136 93V94H135ZM142 93V94H141ZM37 94V95H36ZM61 94V95H60ZM99 94V95H98ZM102 94V95H101ZM114 94V95H113ZM116 94V95H115ZM119 94V95H120ZM150 94V95H149ZM225 94V93H224ZM43 95V96H42ZM47 95V96H46ZM55 95V96H54ZM56 95H58L57 97L58 98H56ZM88 95V96H87ZM89 95H90V97H89ZM93 95H94V98H97L98 97V100L97 99H95L96 101H92L93 103H95L96 104V102H97V105H93V104H91V99H94L93 98ZM95 95H97V96H95ZM105 95H106V97H107V99H106V97H105ZM108 95V96H107ZM145 95V96H144ZM35 96H36V98H35ZM51 96V97H50ZM54 96V97H53ZM65 96V97H64ZM81 96H83V98L81 97ZM102 96H103V98H102ZM113 96V97H112ZM142 96V97H141ZM257 96H259V95H257ZM257 96H255V97H248L246 100H245V103H247V104H244V105H239L238 103V100H236L233 104V106H236L237 105V110H238V113H239V111H240V114L241 115H246V114H249V113H246L245 114V111L246 112H249L248 111V109L249 108H253L252 110H255V111H251L250 109V112L252 113V112H256L257 110V108H263L264 107V101H262V99H264L263 97H257ZM260 96H262V95H260ZM39 97V98H38ZM44 97V98H43ZM62 97V98H61ZM67 97V98H66ZM92 97V98H91ZM110 97V98H109ZM136 99H139V97H141V98H143V99H139V100H135V104H134V99L135 98ZM153 99V100H150L151 98ZM43 98V99H42ZM48 98V99H47ZM61 98V99H60ZM69 98V99H68ZM78 98V99H77ZM102 98V99H101ZM109 98V99H108ZM132 98H133V100H132ZM148 98V99H147ZM261 99V101H260V99ZM54 99H56V100H54ZM67 99V100H66ZM70 99H73V100H70ZM76 99V100H75ZM103 99H104V101H103ZM117 100H118V97L116 98ZM147 99V100H146ZM258 99V100H257ZM47 100H48V102H47ZM60 100V101H59ZM69 100V101H68ZM82 100H83V102H82ZM88 100H90V101H88ZM100 100H102V101H100ZM109 101V102H106V101ZM112 100V101H111ZM228 99H226L225 101L224 100H221V104H223V105H225V106H227L228 105V103H229V101H227ZM52 102V103H50V102ZM57 103H56V102ZM58 101H59V103H58ZM71 101V102H70ZM86 101V102H85ZM100 101V102H99ZM146 101V102H145ZM148 101V102H147ZM150 101V102H149ZM157 101V100H156ZM227 101V103L225 104V103H223V102H226ZM251 101V102H250ZM258 101V102H257ZM260 101V102H259ZM0 107H2V106H5L4 105V102H3V104H2V101L0 100ZM47 102V103H46ZM66 102H67V104H66ZM76 102V103H75ZM89 102V103H88ZM98 102H99V104H102V106H99V104H98ZM114 102V103H113ZM127 102H128V104H132L133 103V105H131L130 104V106L129 105H127ZM141 102H145V103H141ZM152 102H153V104H152ZM238 102V103H237ZM62 103H64V105L62 104ZM73 103V104H72ZM81 103V104H80ZM110 105H109V104ZM113 103V104H112ZM146 103H151V104H149V107H150V105L151 106H153V107H148V104H146ZM158 105H157V104ZM230 103H232L231 101H230ZM229 103V105L231 106L232 104H230ZM237 103V104H236ZM47 104V105H46ZM50 104H52V105H50ZM55 104V105H54ZM62 104V105H61ZM70 104V105H69ZM104 104H106L105 106L107 107V109H106V107L104 106ZM114 104L116 105V106H114ZM123 104H125V105H123ZM136 104H138V105H136ZM143 104V105H142ZM146 104V105H145ZM159 104H160V106H159ZM251 104V105H250ZM260 104V105H259ZM20 105V104H19ZM50 105V106H49ZM73 105V106H72ZM79 105H81V106H79ZM118 105H119V107H118ZM145 105V107H143ZM157 105V106H156ZM228 105V106H229ZM262 105V106H261ZM15 106V105H14ZM45 106V110L43 109V107ZM47 106H49L48 108H49V110L51 111V110H56V108H58V109H61V110H56L57 111V113L58 114H56V112L55 113H50V111L48 110V108H47ZM53 106V107H52ZM61 106V107H60ZM65 106V107H64ZM70 106V108H68V107ZM95 106V107H94ZM128 107L127 109H124V107ZM169 106V107H168ZM246 106V108H244V107ZM248 106V107H247ZM259 106V107H258ZM73 107V108H72ZM74 107H76V108H74ZM77 107H78V109H77ZM80 107H82V108H80ZM99 107V108H98ZM100 107H102V109L104 108V111L106 110V113H104L103 115H105L106 116V119H107V123H108V125H109V129L110 130H108V131H106V133L104 132V130L101 128H99V127H97V128H95V130L93 129H89V127H88V125L86 126L85 124V122H83L84 121V117H85V112L86 111H93V112H95V113H98V112H102L103 110L100 108ZM112 107V108H111ZM122 107V108H121ZM133 107V108H132ZM137 109H139L138 111L137 110H135L136 108ZM142 107V108H141ZM148 107V108H147ZM166 107V108H165ZM257 107V108H256ZM51 108H53V109H51ZM80 108V109H79ZM96 108H98L97 110H96ZM114 108V109H113ZM132 108V109H131ZM165 108V109H164ZM169 108V109H168ZM243 108V109H242ZM47 109V110H46ZM69 109V110H68ZM73 109V110H72ZM74 109L75 110H77V111H74ZM109 109V110H108ZM111 109V110H110ZM113 109V110H112ZM130 109V110H129ZM141 109V110H140ZM142 109L144 110V111H142ZM151 110L150 111V113L151 114H149V111L148 110ZM157 109V108H156ZM239 109H241L242 111H244L245 109V111L242 113L241 112V110H239ZM37 110V111H38ZM45 111L44 112V114H46V111H47V114L48 115H50V118H49V116L48 117H46V115H43V111ZM63 110V111H62ZM72 110V111H71ZM85 112H84V111ZM97 112H96V111ZM102 110V111H101ZM120 110V111H119ZM124 110V111H123ZM128 110V111H127ZM132 110V111H131ZM152 110H154V111H152ZM158 110H160V109H158ZM236 110V109H235ZM237 110L235 111L236 113H237ZM69 111H70V113H72V114H70L69 113ZM109 111H112V113H110ZM114 111V112H113ZM118 112L119 111V113H116V115L114 114L115 112ZM139 112V115H138V113L137 112ZM148 111V114L146 113ZM49 112V113H48ZM76 112H78V113H76ZM88 112H86V113H88ZM121 112H124V113H121ZM127 112H128V114H127ZM130 112V113H129ZM141 112H144V114L142 113V115H141ZM38 113V114H37ZM39 113H40V115H42L43 117H45V118H48L49 119V121H48V119H47V122L45 123V121H42V120H44L43 118H40V117H42V116H39ZM62 113V114H61ZM65 113H68V114H66V115H64ZM74 113V114H73ZM103 113V112H102ZM136 113H137V115H136ZM34 114H36L35 116H33ZM56 114V115H55ZM59 114H61V115H59ZM123 114V115H122ZM124 114H126L125 116H126V118H125V116H124ZM132 114L134 115V116H132ZM54 117H53V116ZM64 115V116H63ZM73 115H75L74 117H72ZM110 115H112V116H114V117H112V116H110ZM122 115V116H121ZM147 117H145V116ZM147 115H149V117L147 116ZM239 115V114H238ZM238 115H235V117H234V115H233V118H237L236 116H238ZM39 116V117H38ZM72 117V119H71V117ZM78 116V117H77ZM104 116V117H105ZM108 116V117H107ZM128 116V117H127ZM138 116V117H137ZM142 116V117H141ZM145 118H144V117ZM36 117H38V118H40L39 120H38V118L37 119H35ZM60 117H61V119H60ZM80 117V118H79ZM52 118V119H51ZM55 118V119H54ZM58 119V121H56L57 119ZM66 118V119H65ZM69 118V119H68ZM110 118V119H109ZM122 118V119H121ZM141 118V119H140ZM60 119V120H59ZM64 119V120H63ZM76 119V120H75ZM116 119V120H115ZM256 119V120H255ZM254 119V121H251V122H248L247 123V127L248 128H251V130H254V132H255V135H256V138L257 139H259V140H264V116H262V117H257V118H255ZM53 120V121H52ZM119 120V121H118ZM141 122H140V121ZM40 121H42L41 123H39ZM70 121H72L71 123H70ZM109 121H110V123H109ZM113 121H115L114 123H116V121H118L116 124H114V123H112ZM44 122V123H43ZM137 122V123H136ZM49 123V124H48ZM51 123V124H50ZM54 123V124H53ZM57 123V124H56ZM59 123H60V125H59ZM66 123V124H65ZM76 123V124H75ZM83 123H85V124H83ZM112 123V124H111ZM41 124V125H40ZM63 124H64V126H63ZM34 125V126H33ZM36 125V126H35ZM51 125V126H50ZM68 125V126H67ZM111 125H113V126H111ZM117 125V126H116ZM134 125V126H133ZM48 126V127H47ZM84 126V127H83ZM87 128H86V127ZM37 127H38V129H37ZM40 127V128H39ZM45 127V128H44ZM48 129H47V128ZM65 127V128H64ZM111 127H112V129H111ZM132 127V128H131ZM50 128V129H49ZM62 128V129H61ZM72 129V130H71ZM81 129V130H80ZM88 129V130H87ZM158 129H160V128H158ZM158 129H156L155 130V132L153 133L154 135V137L151 135V137H153V141H152V138L150 139V136H143V134H141L140 132H137L136 134L137 135H135L136 136V138H135V140H136V145H138L139 143V145L138 146H143V143H144V146L146 145H152L153 144V146H156L157 147V149L159 150V149H162V146H165V144H167L166 142H167V140H164L163 139V137H161L164 141L162 142L161 140V138H160V135L162 134V133H160V132H162V131H160V130H158ZM41 131V132H39V131ZM48 130V131H47ZM125 130V131H126ZM158 130V131H157ZM13 131V130H12ZM9 131L8 133H7V135H8V137L10 138H15L16 136H17V134H15V133H17V131ZM29 131V132H28ZM90 131V132H89ZM93 131H95V132H93ZM117 132H118V130H117ZM157 132V133H156ZM159 132V133H158ZM13 133V134H12ZM29 133V134H28ZM81 133V134H80ZM82 133H83V135H82ZM94 133V134H93ZM104 133V134H103ZM114 135H113V134ZM10 134H12V135H10ZM15 134V135H14ZM79 134V135H78ZM85 134V135H84ZM90 134V135H89ZM101 134H103V135H101ZM159 134V135H158ZM95 135V136H94ZM104 135H105V137H104ZM110 135V136H109ZM156 135V136H155ZM163 135V134H162ZM161 135V136H162ZM71 136V135H70ZM31 139H30V138ZM34 137V138H33ZM79 137H81L80 138V142H78V139H79ZM90 137V138H89ZM112 137V138H111ZM157 137H159L160 138V140H158L159 138H157ZM70 138V139H69ZM74 138V139H73ZM93 138V139H94ZM105 138V139H104ZM148 138V139H147ZM157 138V139H156ZM147 139V140H146ZM25 140H26V142H25ZM29 140H31V141H29ZM71 140V141H70ZM108 140V141H107ZM155 140V141H154ZM158 140V141H157ZM262 140V141H263ZM0 141H3V140H0ZM35 141V142H34ZM142 142V143H141ZM157 142H158V144H157ZM165 142V143H164ZM1 143V142H0ZM27 143V144H26ZM76 143V144H75ZM79 143V144H78ZM120 143V144H119ZM123 143V144H122ZM156 143V144H155ZM161 145H160V144ZM163 143H164V145H163ZM26 144V145H25ZM78 144V145H77ZM102 144V145H103ZM155 144V145H154ZM135 145V144H134ZM3 146V144L2 145H0V147H2ZM15 146H17V147H15ZM37 146V147H36ZM167 146V145H166ZM168 146H170V145H168ZM103 147H104V145H103ZM158 147H161V148H158ZM222 148V146L221 145H219V144H214V145H209V146H207V147H201V148H199L198 150H195L194 152H192V153H190L189 155H187L185 158H184V160L183 161H181L182 163L179 165L180 167L182 166L183 167V171H187V170H191V169H193L195 166H197L199 163H200V161H202V160H204V159H207L208 157H210V155L212 156V155H214V154H218L219 153V151H220V149ZM9 149V148H8ZM7 148L5 149V148H3V151L5 150H8ZM21 149V150H20ZM103 149V148H102ZM101 149V154L103 155V157H105V158H110L108 161L109 162H111L110 164H108V166H111V165H117V166H119V167H123L124 168V166L125 165H133L134 163H136V162H129V160H126L125 158H121V157H119V156H113V155H108L107 154V151L106 150H102ZM1 151H2V148L0 149ZM17 150H16V152H17ZM140 151H141V149H140ZM15 152V151H14ZM145 153V152H144ZM143 153V149H142V155L144 154ZM160 153V152H159ZM158 153V154H159ZM45 154V153H44ZM48 155H49V152L47 153ZM47 154H45V155H47ZM161 155H162V151H161V153H160ZM159 154V155H160ZM44 155V156H45ZM51 155L53 156V158H51ZM98 155V154H97ZM43 156V157H44ZM92 156V157H91ZM93 156H96V154H92V155H90L89 157H90V159H92V158H94ZM79 157H81V155H79ZM89 157H81V158H83L84 159V161H83V159H82V164L83 163H85V161L89 158ZM116 157H118L117 159H116ZM28 159H25V161H27V162H30V163H32V162H35L34 161V159L32 160L31 159V157L29 158V157H27ZM49 158L50 159H52V160H54L55 158H54V153H50V155H49ZM87 158V159H86ZM111 158H112V160H111ZM42 159H46L45 157L44 158H42ZM41 159V160H42ZM86 159V160H85ZM89 160V159H88ZM87 160V161H88ZM36 161H38V160H36ZM89 161H91V160H89ZM105 161H107V160H105ZM114 162V163H113ZM116 162V163H115ZM163 162V164H165L166 162H164V161H162ZM7 163V162H6ZM6 163H4V162H2L1 160H0V170L1 171H4V169H5V171H8L9 173H11V174H15L19 179H21V180H23L27 185H29L30 184V186H34V187H36L37 185H39L40 183H39V179L38 178H36L35 179V177H33L32 175H30V174H26V173H24L23 171H20L19 169H16V168H14L13 169V166L14 167H16L14 164H12V163H7L8 164V166H7V164ZM138 163H136V165H134V167L135 166H139V165H137ZM6 165V166H5ZM9 165H10V167H9ZM12 165V166H11ZM4 167V168H3ZM7 167V168H6ZM9 169V170H8ZM140 169H143V167H141ZM16 171H18V172H16ZM144 171H146V169H144ZM21 172V173H20ZM1 173V172H0ZM149 173H151V172H147L145 175H148ZM3 174V172L0 174V176ZM116 174V176H117V173H114V175ZM25 175V176H24ZM100 175H101V173H100ZM100 175H99V173H97L94 177H99V178H101V179H107L109 176H101L100 177ZM31 177H33V178H31ZM119 177V176H118ZM110 178V177H109ZM108 178V179H109ZM111 181L109 182V183H111V184H109V183H107V185L106 184H104V186H101L102 188H100V189H97V190H93L94 192H92V191H89L88 193H86V194H84V195H82L80 198L81 199H83V201H93L95 198H94V195L95 194H107L108 193V191H110V190H112V188L113 187H116V186H118V184H124V183H126L125 181H119V182H121V183H119V182H117L116 181V179L114 180V179H110ZM114 181V182H113ZM246 181L245 180H242L240 183H243V187H245L246 186V183H245ZM109 184V185H108ZM107 186V187H106ZM129 187V186H128ZM130 189H131V187H130ZM3 190V191H2ZM0 198L2 197V195H4L3 193H4V189L2 188V187H0ZM95 193V194H94ZM19 193H17V195H18ZM2 206V207H1ZM104 209H106V207H104ZM178 209V210H177ZM42 210V208H38V210H36V209H33L32 211H29V212H27V211H16V210H9V209H7V208H4L3 207V205L0 203V215H5L6 217H8V219H9V222L12 224V227H13V229H16L17 231L16 232H24V233H26L28 236H30V237H34V238H38L37 240L39 241V242H43V243H58V244H60L62 247H64L65 246V248L67 247V249L70 251V252H72V251H75V250H77L78 248H91V249H93L94 250V252L96 253V255H97V264H112L113 263V260H114V257H113V253L107 248V246L106 245H104L103 247L102 246H100V245H98L97 243H94V242H90V241H87V239H88V234H87V227H85V226H81V228H82V233H83V235H76L75 237H72V238H67V239H60L59 238V235H58V233L57 232H55V231H47L46 230V227L45 228H43L45 225H44V222H43V220L38 216V213L40 212ZM182 208H180V207H174L173 208V210L172 211H175L176 213H181L182 212ZM37 212V213H36ZM107 215H105V216H102V221H101V223H102V225H106V226H111V223L114 221V219H116V218H113V216L110 214L111 212L110 211H104ZM30 213V214H29ZM37 214V215H36ZM38 216V217H37ZM181 217H182V220L184 221V222H191V223H200L201 221L199 220V219H197V218H195V217H193L192 215H190V214H188V213H181V215H180ZM42 223V224H41ZM207 226H208V228H210V231H211V233H212V245H213V247H214V249L216 250V251H222V247H221V243H222V240H223V238L227 235V232L226 231H224L223 229H222V227H221V225L220 224H217V223H215V225H213V224H206ZM212 225V226H211ZM84 227L86 228V230L84 229ZM80 228V227H79ZM96 232V231H95ZM93 234V235H92ZM91 235H92V238L93 239H98V238H100L101 236H102V234H95L94 233V231L91 233ZM150 235H147V236H143V237H141L140 238V240H139V245H137V246H142V247H147V248H152V247H154L156 244V242L154 241V239H152V237L150 236ZM95 237V238H94ZM93 239H91L92 241H95V240H93ZM106 240H109V237H106ZM172 242H171V251H170V254H171V257H173V259L175 260V262H177V264H191L189 261H188V253L186 252V251H184V249L183 248H181V247H179V246H177L176 244H175V242L173 241V240H171ZM64 245V246H63ZM226 255H228V254H226ZM250 256H251V258H250ZM240 260L244 263V264H264V253L262 254V255H260V256H254V255H249V256H246V257H242V259L240 258Z\"/></svg>",
	"mask_w": 264,
	"mask_h": 264
},
{
	"label": "water",
	"instance_id": "3",
	"mask_svg": "<svg viewBox=\"0 0 264 264\" xmlns=\"http://www.w3.org/2000/svg\"><path fill=\"white\" fill-rule=\"evenodd\" d=\"M137 256L144 257V255H143V254H137ZM132 258H133V257H132Z\"/></svg>",
	"mask_w": 264,
	"mask_h": 264
}]
</instances>
